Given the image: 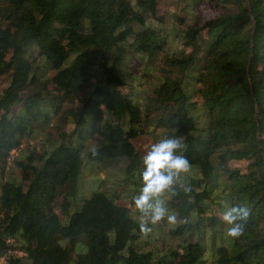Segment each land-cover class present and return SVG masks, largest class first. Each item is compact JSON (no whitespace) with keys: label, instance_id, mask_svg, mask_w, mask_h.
Masks as SVG:
<instances>
[{"label":"trees","instance_id":"1","mask_svg":"<svg viewBox=\"0 0 264 264\" xmlns=\"http://www.w3.org/2000/svg\"><path fill=\"white\" fill-rule=\"evenodd\" d=\"M161 2L0 0V164L21 171L0 181L3 264H264V0ZM207 2L219 15L203 17ZM173 130L191 168L163 196L176 222L145 234L135 140ZM87 160L127 163L129 205L98 188L69 211ZM232 206L250 212L237 238Z\"/></svg>","mask_w":264,"mask_h":264},{"label":"clouds","instance_id":"2","mask_svg":"<svg viewBox=\"0 0 264 264\" xmlns=\"http://www.w3.org/2000/svg\"><path fill=\"white\" fill-rule=\"evenodd\" d=\"M173 134L154 143L143 156L142 187L134 197L135 208L140 212L139 226L142 233H148L151 228L148 224L156 225L165 217L169 224L176 222L175 215H167L163 196L165 193H174L177 181L182 174L190 171L191 165L183 154L185 145L183 139ZM93 155L96 150L92 149ZM188 189H186L187 191ZM250 212L245 207H228L221 215V220L229 227L226 235L237 238L244 232L245 224ZM187 223V221H185Z\"/></svg>","mask_w":264,"mask_h":264},{"label":"rangeland","instance_id":"3","mask_svg":"<svg viewBox=\"0 0 264 264\" xmlns=\"http://www.w3.org/2000/svg\"><path fill=\"white\" fill-rule=\"evenodd\" d=\"M182 7V0H162L161 2V11L163 13H173L174 11L181 13ZM200 11L202 12L204 18H211L219 15L221 10L214 4L207 2L200 7ZM9 82L10 76L8 74H0V95L8 87ZM30 92L31 90L27 91L26 94ZM37 140L38 139H31L30 142L37 149V151H40V146H38ZM90 142L91 144H95L97 141L95 138H93ZM26 143H23L22 146H25ZM135 143L140 150L147 153V151L150 150L151 146L156 142L153 140L150 134H147L136 139ZM21 152L23 153V151ZM14 154L18 155V152L13 151V155ZM243 163L244 162H238L237 164L241 165ZM126 164L127 163L125 161H122L119 163H113L109 167H104V169H100L101 162L87 160L82 171V174L84 176V179L82 180L83 184L81 180H79L78 182H71L70 184L65 186V192L71 194V198L75 200V205L73 204L72 208L69 211L76 208L83 194H89L90 192L98 188L110 190L112 192H119L121 196L124 195V199L127 198V200H130V194L135 189V184H126ZM20 177V168L15 164L14 161L8 159L6 164H0V181L5 182L6 180H9L11 178L20 179ZM76 187L77 192L73 194ZM66 199L67 196L63 193L56 203V210L59 216L63 219L67 218V214L63 213L62 211V205L63 202L66 201ZM127 200L125 199L122 201H126V203H128L129 205V202H127ZM77 246L78 249L87 251L86 246H82V244H78Z\"/></svg>","mask_w":264,"mask_h":264},{"label":"built area","instance_id":"4","mask_svg":"<svg viewBox=\"0 0 264 264\" xmlns=\"http://www.w3.org/2000/svg\"><path fill=\"white\" fill-rule=\"evenodd\" d=\"M0 264H3V258L0 259Z\"/></svg>","mask_w":264,"mask_h":264}]
</instances>
